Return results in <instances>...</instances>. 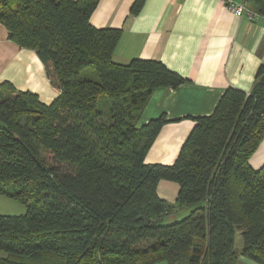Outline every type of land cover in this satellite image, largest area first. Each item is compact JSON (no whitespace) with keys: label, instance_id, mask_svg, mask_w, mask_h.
<instances>
[{"label":"trees","instance_id":"obj_1","mask_svg":"<svg viewBox=\"0 0 264 264\" xmlns=\"http://www.w3.org/2000/svg\"><path fill=\"white\" fill-rule=\"evenodd\" d=\"M244 1L264 16V0ZM99 2L0 0L8 38L34 50L60 90L45 103L0 83V193L28 208L0 213V264H264V165L250 163L264 139V62L249 92L230 86L194 118L172 164L147 163L167 122L138 124L147 101L188 79L156 59L116 62L122 29L91 22ZM162 179L179 184L175 202L159 196Z\"/></svg>","mask_w":264,"mask_h":264},{"label":"crops","instance_id":"obj_2","mask_svg":"<svg viewBox=\"0 0 264 264\" xmlns=\"http://www.w3.org/2000/svg\"><path fill=\"white\" fill-rule=\"evenodd\" d=\"M134 2L100 0L91 22L100 28L122 29L113 54L116 62L156 59L188 79L177 87L156 88L138 121L142 125L166 117L146 162L172 164L195 117L210 115L230 86L247 92L252 89L264 62V16L239 17L223 0H146L141 11L132 14ZM5 80L36 92L45 103L60 92L36 52L11 41L0 24V83ZM250 163L255 169L264 165V139ZM179 188L177 182L162 179L158 194L175 202ZM238 264L257 263L241 255Z\"/></svg>","mask_w":264,"mask_h":264},{"label":"rangeland","instance_id":"obj_3","mask_svg":"<svg viewBox=\"0 0 264 264\" xmlns=\"http://www.w3.org/2000/svg\"><path fill=\"white\" fill-rule=\"evenodd\" d=\"M82 76L94 78L96 77V73L93 69L87 68L84 71H82ZM106 97H107L106 95H103L101 101L103 102ZM100 106L103 108V104H101ZM27 209L28 208L26 204L18 200L17 198H14L10 194L0 193V213L1 214H21V213H25ZM190 210L191 209L187 207H184L183 209H177L172 214L167 215L164 218L163 223L168 224V223H172L174 221L180 220L184 218L185 216H187ZM242 247H243V238H242L241 233L238 232L236 235V239H235V248L236 250L241 251ZM159 264H166V262H161Z\"/></svg>","mask_w":264,"mask_h":264},{"label":"built area","instance_id":"obj_4","mask_svg":"<svg viewBox=\"0 0 264 264\" xmlns=\"http://www.w3.org/2000/svg\"><path fill=\"white\" fill-rule=\"evenodd\" d=\"M237 16H246L250 20L257 18L259 13L244 0H223Z\"/></svg>","mask_w":264,"mask_h":264}]
</instances>
